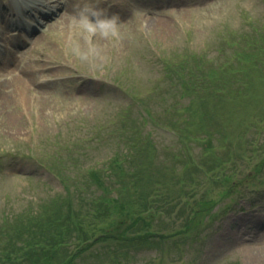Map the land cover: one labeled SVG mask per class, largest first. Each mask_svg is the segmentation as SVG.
I'll use <instances>...</instances> for the list:
<instances>
[{
    "label": "rangeland",
    "instance_id": "rangeland-1",
    "mask_svg": "<svg viewBox=\"0 0 264 264\" xmlns=\"http://www.w3.org/2000/svg\"><path fill=\"white\" fill-rule=\"evenodd\" d=\"M32 1L36 6V0ZM38 1V7L48 12V17L43 18L45 15L36 9L19 16L27 23L35 19L44 22L29 35V44L16 48V58L14 52L7 50L13 43L5 38L9 29H16L15 24H9L16 19L13 14L16 0H6L8 10L0 7V225L6 214L21 207L31 203L37 207L39 203H49L57 194L65 195L64 182L73 188L80 182L84 166L97 165L103 157L115 152L118 145L112 142V135L90 149L85 146L87 136L96 130L94 124L113 117L130 101L134 103L132 117L140 114L142 92L159 77L155 72L161 64L159 54L169 58L186 51L216 53V47L231 30L248 26V19L264 21V0H94L109 15L118 14L125 27L119 40L94 36L102 55L85 59L73 51L71 43L77 39L73 16L78 10V0ZM80 46L86 47L83 40ZM223 48L227 54L231 53L229 47ZM14 59V64L8 67ZM24 70L25 74L21 73ZM261 90L263 87H258V93ZM169 93L151 92L154 100L148 103L154 107L153 118L171 117L183 127L175 133L167 126L164 129L153 126L151 140L156 148L149 154L152 165H163L166 178L178 175L183 178L187 168L181 163L190 164L187 161L190 149L197 160L201 156L222 159V167H215V171L219 176L229 173L231 176L223 181V176L204 178L196 189L192 186L193 198L181 195L184 201L196 200L191 210L183 211L177 205L169 214H147L149 229L167 236H153L145 244L133 245L120 244L115 239L101 240L77 261L264 264V147L257 148L256 144L249 150L248 145L249 140L255 139L252 121H258L248 114L259 113V106L227 100L228 95L221 101L215 95L219 102L214 98L206 104L209 124H205L198 113L187 108L192 93L181 95L184 98ZM244 119L247 122L250 119L249 123ZM185 124L189 128L186 132ZM245 125L248 131H240ZM258 129L260 134L256 132L255 140L260 142L264 139V122ZM223 131L231 135L229 139L223 137ZM188 134L202 136L205 141H192ZM70 151L77 154L78 166L66 167L64 173L71 177L63 181L47 167L48 159L51 154ZM235 153L240 157L236 159ZM234 163L238 170L232 175L233 171L228 169ZM252 174L255 179L249 178L248 183L247 175ZM179 185L170 186L179 193ZM235 187L239 191L226 192ZM200 198L211 202L203 206ZM92 220H82L84 228ZM107 226L108 223L91 226L95 231H89L100 233ZM110 229L114 230V226ZM72 249L70 245L69 251ZM112 250L117 251V256H112Z\"/></svg>",
    "mask_w": 264,
    "mask_h": 264
},
{
    "label": "trees",
    "instance_id": "trees-1",
    "mask_svg": "<svg viewBox=\"0 0 264 264\" xmlns=\"http://www.w3.org/2000/svg\"><path fill=\"white\" fill-rule=\"evenodd\" d=\"M247 21L248 26L234 28L223 37L216 47V53L186 51L169 58L159 54L161 64L158 71L155 70L159 77L154 85L140 93V114L132 117L134 103L130 101L113 117L103 121L104 123L96 126L94 124L93 128L96 127V130L88 134L89 138L85 144L87 149L112 135V142L118 145L115 152L103 157L99 163L96 162L97 165L94 163L84 166L82 178L73 188L64 182L65 195L57 194L47 204L39 203L36 207L31 203L6 214L5 221L0 225V264H81L77 258L101 240L115 239L120 244L133 245L145 244L153 236L165 237L167 235L149 229L147 214H169L177 205H180L183 211L187 208L191 210L196 200L191 201L188 198L184 201L181 195L193 198L192 186L196 189V185H201L204 178L208 179L212 175L218 178L223 176L221 181L228 179L230 173L220 177L219 172L214 169L222 167V159L201 156L197 160L195 154L192 156L190 153V149L187 152V161L190 164L181 163L187 168L183 178L182 175L166 178L163 165L154 167L149 157L156 148L152 146L154 143L152 144L151 140L153 126L157 129L167 126L177 133L178 128L183 125L179 126L178 120L172 121L171 117L160 116L154 119V107L149 105L148 101L154 100L151 92H170L169 95L176 98L192 93L193 95L188 96L191 102L187 108L198 113L203 122L209 124L206 104H210L215 95L220 97L221 101L228 95L227 100L239 101L242 104L251 102L259 106V113L248 114L254 119L258 118L257 122L252 121L255 131L258 132V125L264 122V21ZM225 46L231 49L230 54L226 53L223 48ZM260 86L263 90L258 93ZM228 89L230 93L226 92ZM215 99L218 103L219 100ZM183 117L187 118L186 113ZM249 121L245 120L246 123ZM188 129L185 124V132ZM242 130L248 131L246 125L240 129ZM256 132L253 133L255 139ZM222 135L228 139L231 136L226 131H223ZM188 137L199 143L205 141V138L199 135L188 134ZM255 139L249 140V150H253L256 144L257 148L264 147V139L257 143ZM79 150L82 152V149ZM235 154L236 159L240 157L239 153ZM49 156V168L60 175L63 181L71 177L64 173L65 168L78 166L75 159L77 154L73 151ZM228 170L233 171V175L238 169L234 163ZM254 176L247 175L246 181L249 183L251 179H255ZM177 183H180L177 186L179 193L170 186ZM235 191H239L237 187L231 191L226 190L227 193ZM198 200L203 206L211 202L210 199ZM187 213L190 214V211ZM88 218H93V222L88 221L87 227L84 228L85 223L82 224V220L86 221ZM103 223H108V226L100 233L89 231H95L92 227ZM112 225L114 230L110 229ZM70 245L73 248L71 251ZM110 252H113L112 256H117V251Z\"/></svg>",
    "mask_w": 264,
    "mask_h": 264
},
{
    "label": "clouds",
    "instance_id": "clouds-1",
    "mask_svg": "<svg viewBox=\"0 0 264 264\" xmlns=\"http://www.w3.org/2000/svg\"><path fill=\"white\" fill-rule=\"evenodd\" d=\"M73 24L77 36V39L71 41L73 51L85 59L93 55H102L93 40L94 36L119 40L125 27L118 14L109 15L105 9L97 6L94 0H78V10L73 16ZM80 40L85 42L86 47L80 46Z\"/></svg>",
    "mask_w": 264,
    "mask_h": 264
},
{
    "label": "bare ground",
    "instance_id": "bare-ground-1",
    "mask_svg": "<svg viewBox=\"0 0 264 264\" xmlns=\"http://www.w3.org/2000/svg\"><path fill=\"white\" fill-rule=\"evenodd\" d=\"M13 30V29H12ZM21 73L25 74V70L21 71ZM12 77V79H15L16 77H14L13 75H10Z\"/></svg>",
    "mask_w": 264,
    "mask_h": 264
}]
</instances>
